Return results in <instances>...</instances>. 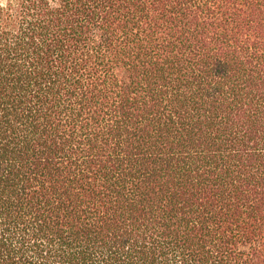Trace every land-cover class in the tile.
<instances>
[{
    "label": "trees",
    "instance_id": "1",
    "mask_svg": "<svg viewBox=\"0 0 264 264\" xmlns=\"http://www.w3.org/2000/svg\"><path fill=\"white\" fill-rule=\"evenodd\" d=\"M0 264H264V0H0Z\"/></svg>",
    "mask_w": 264,
    "mask_h": 264
}]
</instances>
